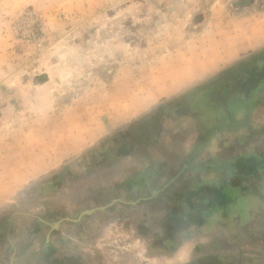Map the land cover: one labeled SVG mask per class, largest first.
I'll return each mask as SVG.
<instances>
[{
	"label": "rangeland",
	"instance_id": "rangeland-1",
	"mask_svg": "<svg viewBox=\"0 0 264 264\" xmlns=\"http://www.w3.org/2000/svg\"><path fill=\"white\" fill-rule=\"evenodd\" d=\"M263 51L264 0H0V241L30 243L25 218L66 264H264V181L198 166L264 158ZM206 185L229 197L200 213L228 219L175 229V202ZM208 240L217 253L193 254Z\"/></svg>",
	"mask_w": 264,
	"mask_h": 264
},
{
	"label": "crops",
	"instance_id": "crops-1",
	"mask_svg": "<svg viewBox=\"0 0 264 264\" xmlns=\"http://www.w3.org/2000/svg\"><path fill=\"white\" fill-rule=\"evenodd\" d=\"M249 81H253L252 76L249 78ZM247 83H249L248 86L250 87L249 89H251L253 87V85L252 84L250 85V83H252V82H247ZM257 83H258V81H256V84L254 86H258ZM184 123H185L184 120L180 119L179 121L174 123V129H175V126L177 127V125H178L177 129H179V131L184 130V127H185ZM156 134H157V136L154 135L155 137L150 142V144H151L150 149L152 150V152L154 150V152H156V154H157L156 156H158V155H160L159 151H161L163 149L162 147H164V144L168 142L169 136H167V134L164 135L163 131L161 129ZM182 134L184 135V132ZM183 141H185L184 138L180 142L183 143ZM174 147H175L174 149H176L177 146L174 145ZM165 148H166V146H165ZM168 151H169V149H168ZM170 153L171 152L169 151V155H171ZM174 154H175V152H174ZM165 156H168V152L166 153ZM157 161H160V160H157ZM175 171L178 172V170H176V169H175ZM175 182H178V180H175L174 183ZM155 187L157 188V187H161V186L156 185ZM102 188H103L102 186L101 187L97 186L96 193L101 195ZM218 194H219V192L218 193L215 192V188L213 186L211 187L210 185H206L200 191L199 195H197V196L193 195L191 197V199L188 202H186L185 205L179 204V202L176 201L175 206H174V228L177 229L179 226L182 227V225L179 224V222H181V220H182V222H186V226L182 227V228H186L187 230L190 229L189 231H191V233H193L194 229H197V228L202 230L201 228H202V226H204L207 223V220H209L208 218H210L209 216H211V214L212 215L215 214L212 218V220L215 219L214 221L216 222L213 224V230H215L218 227V225H221V223H224L228 219V217L226 215H223V214H220V215L216 214V212H212L210 215L209 214L202 215L200 213L199 207L200 206L203 207L207 203H210V204H208V206L210 208L214 205L216 206V203L214 201H216L219 198ZM114 200L115 199H113V201ZM116 201L117 200H115L114 202L108 203L107 207L103 206L105 204H100V206H103L101 208V210H103V208H104L105 211L110 212L112 210V209H110V207ZM177 205H179V207ZM253 208L255 210L263 209L264 208V202H262V201L260 202V200L256 201V204L254 205ZM218 210L222 211L221 207H219ZM258 214L259 213H257V215L254 218L259 221L260 217H258ZM194 215H196V218L194 217ZM184 216H185V220H183ZM186 216H187V218H186ZM233 216H236V215H233ZM69 219H71V218H69ZM24 222L27 223L26 227L24 226L25 224H23L24 233L26 234V240L31 239V242L26 243L25 246H22V248H20L18 245L13 248L12 237L9 238V240H8V242H6V244L4 243L3 238H1V241H0V264H66V263H68L70 254L72 253L71 251H73V249L71 247H69V248L66 247L60 254V252L57 249H54L53 246L51 245L52 237L50 236V234H44V236H43V238L45 237L43 239V243L46 242V244H47L46 246L42 245L40 247V245H38V246L35 245V243H33V242H34L35 234L37 231H35V230L31 231L30 230V227H32V226L29 225L28 219L26 220L24 218ZM181 227H180V229H182ZM262 229L263 228H260V226H259L258 230H256L257 232L255 233L254 237L256 238L257 242L260 244V247L264 248V232H262L263 231ZM63 230H64V227L62 228L60 223H58L57 228L54 231L64 234ZM203 230H204V228H203ZM213 230L209 229V232L206 231L205 235L206 236L209 235V233L213 232ZM89 233L90 234L93 233L92 229L89 230ZM37 234H38V232H37ZM212 235L215 238V235L214 234H212ZM15 237H16V239H18V236H15ZM19 238L22 239L23 237H19ZM61 240H62V238H61ZM62 241H64V243H65V238H63ZM209 241H211V240L206 241L207 243H204V241H203L202 245H198V244L193 245V243H192L191 248H192L193 254L195 253L197 256L199 255L201 257H208V254H210V253L211 254L217 253V252H214L215 249L210 245ZM9 243H11V244H9ZM207 244H209V245L205 246ZM80 247H81L80 251L84 252L83 249L91 248L92 246H86V245L80 246V245H78V247L75 246L74 249L77 248L79 250ZM191 248L187 249L186 252H188V250L190 252ZM79 258L81 259L80 264H84V263L90 264V262L88 263L85 261L83 256L81 257V255H79ZM55 259H57V260L54 261ZM89 261H92V256L90 257Z\"/></svg>",
	"mask_w": 264,
	"mask_h": 264
},
{
	"label": "water",
	"instance_id": "water-1",
	"mask_svg": "<svg viewBox=\"0 0 264 264\" xmlns=\"http://www.w3.org/2000/svg\"><path fill=\"white\" fill-rule=\"evenodd\" d=\"M149 134V133H148ZM209 134L210 131L204 130L202 132V134L199 136L198 138V144H196V146H194V150L189 153L187 156H194V154L196 155L198 152V148L200 146V144L204 143L206 140H208V137L210 136ZM209 148V146H208ZM144 157V155H142ZM204 158H200L197 159V165L198 163H201L199 161H202ZM206 164V165H205ZM203 164H199L198 166L200 168H208L209 171L208 172H216L219 174H233L238 176V178H242L243 180L247 181L252 179V181L250 183H256V182H262L264 181V158L261 155H239L237 157L231 158V159H219L217 161H214L213 163L207 162ZM177 167H179V165H177ZM253 185V184H252ZM255 187V186H254ZM257 187V186H256ZM261 187V186H260ZM220 192L219 195L221 193V195L227 199L229 196H227V194L225 192H221L222 191V187H220ZM198 190L202 189V188H197ZM251 200H250V211H249V215L251 217L256 216L257 213H260L262 210L264 209H258L255 210L253 207L256 204V201L260 200V202H264V200L262 198H264V194L259 192L256 190L252 193L251 195ZM230 200V199H229ZM231 201V200H230ZM100 208H102V206H100ZM224 209L222 210V214H226L227 209L225 207H223ZM92 210H86L85 214H91ZM212 212L209 213V215ZM212 216V214H211ZM57 224L58 223H54L51 224L52 227L57 228ZM14 248V247H13Z\"/></svg>",
	"mask_w": 264,
	"mask_h": 264
},
{
	"label": "flooded vegetation",
	"instance_id": "flooded-vegetation-1",
	"mask_svg": "<svg viewBox=\"0 0 264 264\" xmlns=\"http://www.w3.org/2000/svg\"><path fill=\"white\" fill-rule=\"evenodd\" d=\"M249 78H250V77H249ZM249 78H248V79H249ZM252 79L254 80V78H252ZM246 81L249 82V80H246Z\"/></svg>",
	"mask_w": 264,
	"mask_h": 264
},
{
	"label": "trees",
	"instance_id": "trees-1",
	"mask_svg": "<svg viewBox=\"0 0 264 264\" xmlns=\"http://www.w3.org/2000/svg\"><path fill=\"white\" fill-rule=\"evenodd\" d=\"M264 52V51H263ZM248 84H246V86H247ZM254 86V85H253ZM248 88H250L249 86H248Z\"/></svg>",
	"mask_w": 264,
	"mask_h": 264
},
{
	"label": "bare ground",
	"instance_id": "bare-ground-1",
	"mask_svg": "<svg viewBox=\"0 0 264 264\" xmlns=\"http://www.w3.org/2000/svg\"><path fill=\"white\" fill-rule=\"evenodd\" d=\"M172 90V89H171Z\"/></svg>",
	"mask_w": 264,
	"mask_h": 264
}]
</instances>
